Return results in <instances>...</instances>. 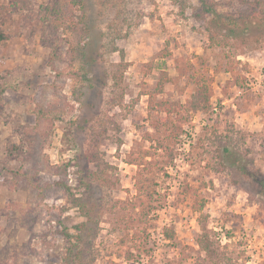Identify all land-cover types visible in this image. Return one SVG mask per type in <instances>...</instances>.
I'll return each mask as SVG.
<instances>
[{"label": "rangeland", "instance_id": "374dc122", "mask_svg": "<svg viewBox=\"0 0 264 264\" xmlns=\"http://www.w3.org/2000/svg\"><path fill=\"white\" fill-rule=\"evenodd\" d=\"M206 2L0 0V264H264V0Z\"/></svg>", "mask_w": 264, "mask_h": 264}, {"label": "trees", "instance_id": "16d2710c", "mask_svg": "<svg viewBox=\"0 0 264 264\" xmlns=\"http://www.w3.org/2000/svg\"><path fill=\"white\" fill-rule=\"evenodd\" d=\"M201 2L203 3V7H204V11L206 12H211L213 10L212 7L207 6V2L206 0H201ZM73 4H75V6H78L79 8L82 7V3L81 0H73ZM216 18H218L217 14L215 15ZM6 19V15L5 12L3 10V8L0 6V25L4 24ZM75 24L82 26L83 22H75ZM9 38V34L7 32H5L3 29H0V43L6 41ZM8 72V71H6ZM6 72L5 71H0V94H2L7 88H14L16 89L17 86L14 83H5V85L2 86V82L6 76ZM5 75V76H4ZM167 77L166 76H161L158 82V91L159 92H163V84L166 81ZM211 94H212V87H211V83L205 79L204 77H201L199 79H197L196 81V89L193 92L192 96H191V101L188 105V108L190 110H194V111H202V110H206L209 105H210V99H211ZM166 101H162L157 103V107H159L160 109H166L168 107H166ZM65 109L64 108H51V109H45L44 107H38L35 111V114L37 116V119L40 121L42 118H46V119H50L51 122L55 121V120H64L65 119ZM160 123H163L164 125L168 124V120L165 121H161ZM159 124V123H158ZM158 124L156 126H158ZM7 160V159H6ZM17 175H19L20 177H26L28 178V180H30L29 177V173L28 171H25L24 169H21L20 171L16 172ZM59 175L64 176L65 178L67 177V169L66 166L64 165V167L62 168V170H59ZM14 182L17 181V178L13 180ZM39 181H35L34 184L38 185ZM60 187L62 186H66L67 183L66 181H64V183H59L58 184ZM52 187V185L50 183L47 184V186L41 188L42 191L40 194H43L44 191L46 189H50ZM69 195L71 196V200L73 201V203H75V205H80L79 202V197H76L74 193H72L71 191H69ZM168 236L172 237V232L169 233L168 232ZM70 240V238H69Z\"/></svg>", "mask_w": 264, "mask_h": 264}]
</instances>
